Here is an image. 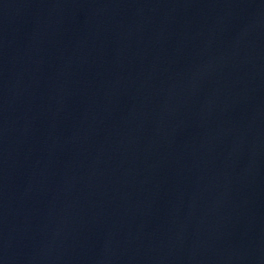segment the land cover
Masks as SVG:
<instances>
[{
	"label": "water",
	"instance_id": "95a60500",
	"mask_svg": "<svg viewBox=\"0 0 264 264\" xmlns=\"http://www.w3.org/2000/svg\"><path fill=\"white\" fill-rule=\"evenodd\" d=\"M0 264H264V0H0Z\"/></svg>",
	"mask_w": 264,
	"mask_h": 264
}]
</instances>
